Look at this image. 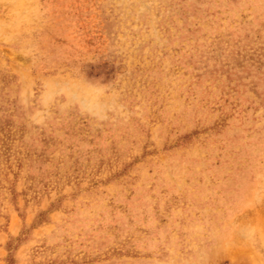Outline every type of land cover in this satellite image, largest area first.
Masks as SVG:
<instances>
[{
    "label": "rangeland",
    "instance_id": "1",
    "mask_svg": "<svg viewBox=\"0 0 264 264\" xmlns=\"http://www.w3.org/2000/svg\"><path fill=\"white\" fill-rule=\"evenodd\" d=\"M0 264H264V0H0Z\"/></svg>",
    "mask_w": 264,
    "mask_h": 264
}]
</instances>
